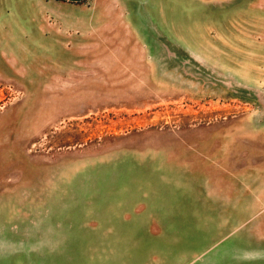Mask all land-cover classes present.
Listing matches in <instances>:
<instances>
[{
    "label": "rangeland",
    "instance_id": "obj_1",
    "mask_svg": "<svg viewBox=\"0 0 264 264\" xmlns=\"http://www.w3.org/2000/svg\"><path fill=\"white\" fill-rule=\"evenodd\" d=\"M95 1L0 54V264H264V0Z\"/></svg>",
    "mask_w": 264,
    "mask_h": 264
},
{
    "label": "crops",
    "instance_id": "obj_2",
    "mask_svg": "<svg viewBox=\"0 0 264 264\" xmlns=\"http://www.w3.org/2000/svg\"><path fill=\"white\" fill-rule=\"evenodd\" d=\"M103 1H107L108 5L121 3L120 0ZM12 2L14 5H11ZM63 5H96V1L86 0L81 3L69 0H0V54L6 56L3 51L9 48L8 42L31 41L29 31L33 25L47 27L54 23L48 21L49 19L64 21L61 11Z\"/></svg>",
    "mask_w": 264,
    "mask_h": 264
}]
</instances>
